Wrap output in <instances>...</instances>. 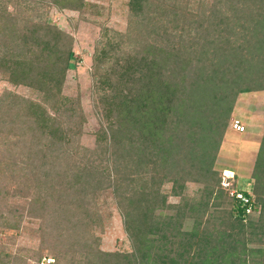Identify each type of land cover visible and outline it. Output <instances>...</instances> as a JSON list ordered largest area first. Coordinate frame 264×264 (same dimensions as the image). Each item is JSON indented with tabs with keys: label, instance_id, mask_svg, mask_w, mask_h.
I'll list each match as a JSON object with an SVG mask.
<instances>
[{
	"label": "trees",
	"instance_id": "obj_1",
	"mask_svg": "<svg viewBox=\"0 0 264 264\" xmlns=\"http://www.w3.org/2000/svg\"><path fill=\"white\" fill-rule=\"evenodd\" d=\"M177 2L130 0L126 41L106 34L100 42L93 79L106 126L87 157L74 146L81 104L63 96L74 38L41 12H81L86 0H0V75L39 97L13 95L5 111L9 96L0 98L1 164L24 171L30 216L48 231L41 249L55 251L56 264H264V136L254 172L259 215L248 192H238L248 203L226 194L215 169L225 136L238 133L239 96L264 91V0H213L198 13L190 0ZM190 184L199 187L193 196ZM107 189L131 254L95 248L100 218L91 211ZM10 193L0 187V199ZM21 219L7 208L0 228ZM16 262L0 253V264Z\"/></svg>",
	"mask_w": 264,
	"mask_h": 264
},
{
	"label": "rangeland",
	"instance_id": "obj_2",
	"mask_svg": "<svg viewBox=\"0 0 264 264\" xmlns=\"http://www.w3.org/2000/svg\"><path fill=\"white\" fill-rule=\"evenodd\" d=\"M169 1L172 2V0ZM185 1L188 0H178L177 3L181 5ZM190 1L194 13H198V10L204 11L213 3V0ZM129 2L130 0H86V6L81 12L62 10L53 6H45L41 11L44 19H50L58 28L74 38L73 50L76 65L68 71L63 96L81 104L80 112L84 116L85 124L82 134L74 142V146L80 148L81 156L90 157L86 152L95 151L98 133L102 126H106L99 114L100 94L97 92L93 79L94 57L106 34L114 36L116 42L126 41L125 36L132 23ZM135 26L133 24L132 28ZM7 95L9 98L3 107L4 111L12 102L10 97L13 95L34 101L39 100L37 94L27 87L15 86L5 76L0 75V98ZM233 118L245 124L246 132L227 133L215 169L219 172L222 182L228 179L230 183L228 188H223L221 185L226 194L230 196L231 191L248 192L254 202L251 214L257 212L259 215L262 208L254 193V172L264 136V91L240 95ZM1 161L2 159H0V187H7L14 194L10 193L9 196L6 194V199H0V211L7 208L17 209L23 214V219L19 221L17 229L0 228V253L14 255L17 262L19 261L18 264H56L55 251L41 249L45 241L44 236L48 234V231L44 229L41 219L30 216V199L28 198L31 194L28 192L26 184L28 179L24 177V171L19 172L13 167L12 162L10 166L6 162L1 164ZM189 188L191 196L199 189L197 184H190ZM164 189L169 191L170 186L167 185ZM178 201L175 197L169 198L170 204ZM92 208L91 213H97L100 218L92 231L95 248L104 253H133L134 247L125 231L113 191L107 189L100 192ZM47 243L50 242L47 241ZM40 257H42L41 260H39ZM73 257L80 258L81 254H75ZM79 264H84V261L82 260Z\"/></svg>",
	"mask_w": 264,
	"mask_h": 264
},
{
	"label": "built area",
	"instance_id": "obj_3",
	"mask_svg": "<svg viewBox=\"0 0 264 264\" xmlns=\"http://www.w3.org/2000/svg\"><path fill=\"white\" fill-rule=\"evenodd\" d=\"M231 126H232L233 130L238 132V133H244L246 131L245 125L239 119H233ZM229 186H230V183H229L228 179H224V181L222 182V187L228 188ZM230 196H232V197L237 196L238 198L244 200L246 203L249 202L242 194H240L236 191H231Z\"/></svg>",
	"mask_w": 264,
	"mask_h": 264
}]
</instances>
